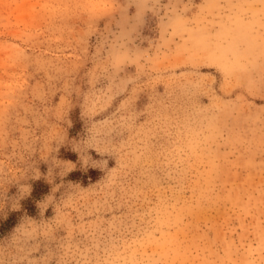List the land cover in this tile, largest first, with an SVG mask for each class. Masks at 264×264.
Instances as JSON below:
<instances>
[{
  "label": "rangeland",
  "instance_id": "rangeland-1",
  "mask_svg": "<svg viewBox=\"0 0 264 264\" xmlns=\"http://www.w3.org/2000/svg\"><path fill=\"white\" fill-rule=\"evenodd\" d=\"M0 264H264V0H0Z\"/></svg>",
  "mask_w": 264,
  "mask_h": 264
}]
</instances>
